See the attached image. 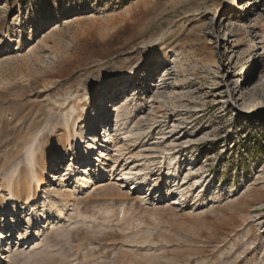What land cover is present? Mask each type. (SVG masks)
I'll return each mask as SVG.
<instances>
[{"label": "rangeland", "instance_id": "obj_1", "mask_svg": "<svg viewBox=\"0 0 264 264\" xmlns=\"http://www.w3.org/2000/svg\"><path fill=\"white\" fill-rule=\"evenodd\" d=\"M0 264H264V0H0Z\"/></svg>", "mask_w": 264, "mask_h": 264}, {"label": "bare ground", "instance_id": "obj_2", "mask_svg": "<svg viewBox=\"0 0 264 264\" xmlns=\"http://www.w3.org/2000/svg\"><path fill=\"white\" fill-rule=\"evenodd\" d=\"M161 83V82H160ZM108 86V88L110 87V85H107ZM107 131H109L108 130V128H107ZM112 133L113 132H110V134H107V139H106V141L108 142H110V141H112ZM111 135V136H110ZM74 140H75V143H76V146H80V143H81V140H80V138L78 137V136H75V138H74ZM66 143H69V141L67 140V142ZM94 146H95V143L93 144ZM89 157V156H88ZM41 170L43 171L44 170V164H42L41 163ZM34 177H33V181L35 182V187H36V190L38 189V187H39V185L42 183V177H41V175L40 174H38V173H36V172H34ZM11 198H13V199H17L15 196H13V195H11ZM32 200V197L30 196V195H28L27 196V199H26V203L28 204V203H30V201ZM7 210H5L4 211V216H6V214H5V212H6ZM48 228V227H47ZM50 228V227H49ZM35 237V236H34ZM21 241V240H20Z\"/></svg>", "mask_w": 264, "mask_h": 264}]
</instances>
